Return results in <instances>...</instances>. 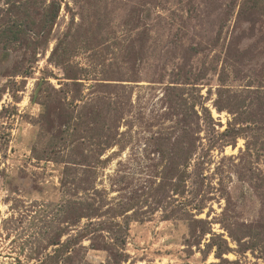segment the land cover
<instances>
[{
    "label": "rangeland",
    "instance_id": "obj_1",
    "mask_svg": "<svg viewBox=\"0 0 264 264\" xmlns=\"http://www.w3.org/2000/svg\"><path fill=\"white\" fill-rule=\"evenodd\" d=\"M0 264H264V0H0Z\"/></svg>",
    "mask_w": 264,
    "mask_h": 264
}]
</instances>
